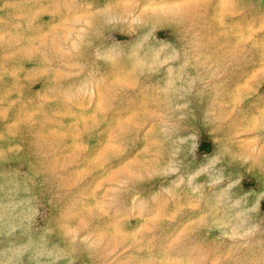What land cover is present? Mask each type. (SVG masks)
Returning a JSON list of instances; mask_svg holds the SVG:
<instances>
[{
	"label": "clouds",
	"instance_id": "1",
	"mask_svg": "<svg viewBox=\"0 0 264 264\" xmlns=\"http://www.w3.org/2000/svg\"><path fill=\"white\" fill-rule=\"evenodd\" d=\"M0 264H264V0H0Z\"/></svg>",
	"mask_w": 264,
	"mask_h": 264
}]
</instances>
